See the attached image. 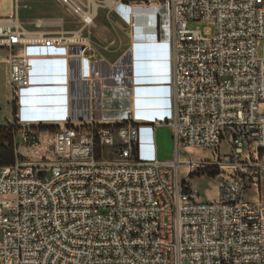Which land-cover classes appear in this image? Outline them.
Masks as SVG:
<instances>
[{"label":"built area","instance_id":"obj_1","mask_svg":"<svg viewBox=\"0 0 264 264\" xmlns=\"http://www.w3.org/2000/svg\"><path fill=\"white\" fill-rule=\"evenodd\" d=\"M55 1L78 24L72 38L0 18L11 104L35 91L31 49L88 42L81 33L100 8L133 37L139 20L157 30L166 5L174 157L139 159L129 111L79 124L67 114L45 131L52 157L0 166V264H264V0ZM21 126L23 142L37 145V122ZM105 147L114 159L101 157ZM210 168L217 196L202 200L190 177Z\"/></svg>","mask_w":264,"mask_h":264},{"label":"crops","instance_id":"obj_2","mask_svg":"<svg viewBox=\"0 0 264 264\" xmlns=\"http://www.w3.org/2000/svg\"><path fill=\"white\" fill-rule=\"evenodd\" d=\"M119 11L128 18L126 7ZM14 15V0H0L1 19L14 20ZM112 16L122 28L127 27L115 14ZM137 25L144 31L134 37L128 32L120 48L105 51L91 39L65 48L67 114L73 123L79 124L91 119L111 122L126 111L131 112L139 129V159L150 160L160 155V126L166 125L169 138H173L166 123L172 116V49L167 43V21L159 20L157 30L142 20ZM35 49L43 48L31 49L30 56ZM167 156L174 157V147Z\"/></svg>","mask_w":264,"mask_h":264},{"label":"rangeland","instance_id":"obj_3","mask_svg":"<svg viewBox=\"0 0 264 264\" xmlns=\"http://www.w3.org/2000/svg\"><path fill=\"white\" fill-rule=\"evenodd\" d=\"M161 11L160 19L167 21V6L164 5ZM14 14V19L25 29L31 31H46L52 35L71 37L69 31L78 28L76 20L55 0H14ZM0 18L3 17L0 16ZM117 21V18L112 15L108 17L106 10L100 8L94 23L84 29L81 34L91 39L93 43L105 51L120 48L124 44V37L127 36L129 28L127 25V29L122 28ZM207 26L208 24L200 22L188 23L189 28L199 27L202 32ZM64 50L63 47L33 50L31 54V64L33 65L31 80L35 91L34 93L29 91L22 93L20 106H14L16 115H12L11 89L7 84V68L3 60L6 51L0 47V126L9 122L17 129L15 144L16 147L18 146L20 152H17L23 161L41 162V157H52L48 135L45 131L58 128L61 121L67 117ZM27 121L38 124L35 131L39 136V142L35 146L23 142L21 124ZM169 135V129L166 125L159 127L157 140L159 159H169L167 152L173 150V138H169ZM114 151L113 147H105L101 150L100 155L103 159L111 160L116 157ZM220 151H227L224 143H221ZM194 153L197 154L198 152ZM189 185L202 200H211L217 196V179L206 172L190 177ZM258 195V207L264 212V177L260 180ZM246 198L255 200L254 187L247 190Z\"/></svg>","mask_w":264,"mask_h":264},{"label":"trees","instance_id":"obj_4","mask_svg":"<svg viewBox=\"0 0 264 264\" xmlns=\"http://www.w3.org/2000/svg\"><path fill=\"white\" fill-rule=\"evenodd\" d=\"M12 115H16L14 105L12 104ZM17 129L14 125L7 122L0 126V166L11 165L16 158H20L15 144ZM217 172L216 168L206 170V173L214 177Z\"/></svg>","mask_w":264,"mask_h":264},{"label":"bare ground","instance_id":"obj_5","mask_svg":"<svg viewBox=\"0 0 264 264\" xmlns=\"http://www.w3.org/2000/svg\"><path fill=\"white\" fill-rule=\"evenodd\" d=\"M73 35H74V36H78V35L80 36V32L75 31V32L73 33ZM67 38H72V37H67Z\"/></svg>","mask_w":264,"mask_h":264}]
</instances>
